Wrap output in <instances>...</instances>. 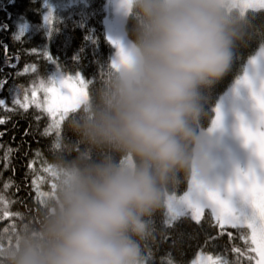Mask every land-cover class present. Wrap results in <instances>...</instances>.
<instances>
[{"label":"clouds","instance_id":"clouds-1","mask_svg":"<svg viewBox=\"0 0 264 264\" xmlns=\"http://www.w3.org/2000/svg\"><path fill=\"white\" fill-rule=\"evenodd\" d=\"M115 11L123 35L58 129L35 215L0 235V264H147L155 217L182 201L180 184L215 190L204 92L245 37L244 0H116Z\"/></svg>","mask_w":264,"mask_h":264},{"label":"trees","instance_id":"trees-1","mask_svg":"<svg viewBox=\"0 0 264 264\" xmlns=\"http://www.w3.org/2000/svg\"><path fill=\"white\" fill-rule=\"evenodd\" d=\"M47 1L52 4L48 27L43 21ZM57 2L65 1L0 0V100L4 102L0 105L4 121L0 123V196L12 202L5 206L13 214H21L14 221L17 227L35 215L36 190H47L46 167L59 147L58 129L76 109L67 112L57 129L51 115L32 104L22 106L16 92L24 96L34 85L49 82L57 67L66 74L79 73L88 93L99 82L113 51L104 25L107 0L65 7ZM246 13V34L234 51L230 70L204 92L202 129L211 124L217 101L242 74L245 60L264 49V9ZM62 137L69 143L75 140L67 126ZM7 183L11 187L5 189ZM186 190L182 182L177 195ZM8 224L7 219L0 221V230ZM155 228L154 239L146 245L147 264H190L197 253L210 256L212 264H256L250 231L225 225L222 230L207 207L199 222L187 213L169 223L164 209L155 217ZM0 235L6 236L2 231Z\"/></svg>","mask_w":264,"mask_h":264},{"label":"snow or ice","instance_id":"snow-or-ice-1","mask_svg":"<svg viewBox=\"0 0 264 264\" xmlns=\"http://www.w3.org/2000/svg\"><path fill=\"white\" fill-rule=\"evenodd\" d=\"M245 8L264 9V0H244ZM23 33V30H21ZM251 63L255 64V61ZM257 80L259 81L257 83ZM238 87L243 86L250 91V99L253 108V122L247 123L243 116H239V135L243 138L245 146L249 147L254 156V163L247 170L241 172L237 170L235 182H230L226 190V198L222 197L218 190H206L202 194L194 193L191 200L185 197L178 205L169 209L174 217L181 214L185 205L193 210V218L199 222L203 209L211 207L216 214L218 225L223 230L224 225H230L232 228H242L246 225L251 229V243L257 247L252 249L259 255L257 264H264V75L260 77L253 76L249 78L247 75L243 80L237 82ZM3 83H0V88ZM70 87V85H69ZM53 95H56L55 89H50ZM35 95V93L33 94ZM87 98V93H81L74 101V106H79ZM4 102L0 100V105ZM25 106V105H22ZM64 112L69 111L67 108ZM64 119V114L61 113L60 120ZM223 117L219 109L216 111V119L213 121V128L222 127ZM0 120V123H3ZM59 128V123L55 124ZM11 187L10 183L4 185L7 189ZM37 191V200L44 195ZM205 193L207 199H205ZM239 199L242 208L237 211L232 205V197ZM205 201L201 203V200ZM11 204V201H6L3 196H0V221L9 220V224L2 230L6 237L11 238V234L16 229L15 220L21 217L20 213L13 214L9 207L5 204ZM231 236V233H229ZM245 239H247L245 237ZM235 252L241 253L240 248H235ZM213 264H216L214 261Z\"/></svg>","mask_w":264,"mask_h":264},{"label":"rangeland","instance_id":"rangeland-1","mask_svg":"<svg viewBox=\"0 0 264 264\" xmlns=\"http://www.w3.org/2000/svg\"><path fill=\"white\" fill-rule=\"evenodd\" d=\"M65 2L58 3L57 5L60 6H68L73 5L77 3H83L85 0H64ZM115 4L116 0H107V15L104 20L105 30L107 34V38L109 39L111 45L114 41V39L120 37L123 35L124 29L122 25V21L119 17V15L115 11ZM259 8H248V10H258ZM51 11H52V4L48 3L47 1V7H46V13L44 15V25L46 27L49 26L50 23V17H51ZM113 47V46H112ZM114 49L112 51L111 57L113 55ZM252 61H255V64L251 63ZM264 65V49L259 48L255 52V54L252 57H249L244 62V68L242 74L239 76V78H244L246 75L248 76L249 70H252L255 66ZM255 70V69H254ZM264 70V69H262ZM264 75V74H262ZM239 78L235 79V81L232 83V85L226 90V92L221 95L219 100L217 101L215 107H214V115L213 120L211 124L205 128L201 129V132L205 135H208L211 131L213 121L216 119V111L217 109L220 110L221 114L223 113L226 104L229 101V98L232 95V92L237 85V82L239 81ZM70 85V87H69ZM50 89H55L56 95H53ZM87 93L86 90V80L79 74H66L60 71L57 67L53 71L52 75L50 76L49 82L34 85L31 87L30 90L26 91L24 93V96L18 97L19 91L15 94V99L20 102L21 104L25 105V107H28V105L32 104L36 106L38 109L44 111L45 113L51 115L53 120H55V123H59L60 115L61 113L65 115L67 112L77 109L79 106H74V101L76 98L79 97L81 93ZM35 93V95H33ZM67 108L69 111L64 112L63 110ZM228 178L227 174H224L222 172H217L211 170L208 182L210 186L218 190L222 197L226 198V190L229 185V183H226V179ZM232 182H235L232 181ZM193 192L189 189L186 190L185 193L182 195H176L177 200H183L185 197H188L189 200L193 197ZM205 199H207L206 193H205ZM205 201L201 200V203H204ZM232 205L237 210L240 211L242 208V205L239 201V199L235 196L232 197ZM212 211L213 217L216 219V214L213 212L211 207H207ZM205 209V208H204ZM203 209V210H204ZM166 210V217L167 221L169 223L175 221L177 218L182 216L183 214H190L192 217L194 216L193 210L187 205L184 206V208L181 211V214L179 216L174 217L172 213H169L168 209ZM225 226H230L225 224ZM231 227V226H230ZM244 228H247L246 225ZM248 229V228H247ZM250 231V239H251V229H248ZM254 248H256V245H253ZM256 253V264L259 260V255ZM190 264H212V258L206 254L203 253H197L195 258L192 260Z\"/></svg>","mask_w":264,"mask_h":264},{"label":"flooded vegetation","instance_id":"flooded-vegetation-1","mask_svg":"<svg viewBox=\"0 0 264 264\" xmlns=\"http://www.w3.org/2000/svg\"><path fill=\"white\" fill-rule=\"evenodd\" d=\"M262 69H264V65L255 66L252 70H249L248 77L252 78L253 74L260 77L264 74ZM243 79L240 77L239 81ZM239 116H243L249 124L253 122L250 91L243 86L238 87L236 85L222 113V127L215 132L210 131L211 139L217 146L212 170L227 174L226 183L236 180L237 170L244 172L254 163L255 159L251 149L245 146L243 138L239 135Z\"/></svg>","mask_w":264,"mask_h":264}]
</instances>
